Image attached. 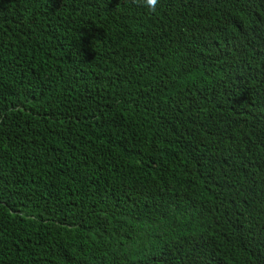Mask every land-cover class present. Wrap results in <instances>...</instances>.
I'll return each instance as SVG.
<instances>
[{
  "label": "trees",
  "instance_id": "trees-1",
  "mask_svg": "<svg viewBox=\"0 0 264 264\" xmlns=\"http://www.w3.org/2000/svg\"><path fill=\"white\" fill-rule=\"evenodd\" d=\"M0 264H264V0H0Z\"/></svg>",
  "mask_w": 264,
  "mask_h": 264
},
{
  "label": "clouds",
  "instance_id": "clouds-1",
  "mask_svg": "<svg viewBox=\"0 0 264 264\" xmlns=\"http://www.w3.org/2000/svg\"><path fill=\"white\" fill-rule=\"evenodd\" d=\"M132 2L146 7L148 10L154 12L157 8L159 0H132Z\"/></svg>",
  "mask_w": 264,
  "mask_h": 264
}]
</instances>
